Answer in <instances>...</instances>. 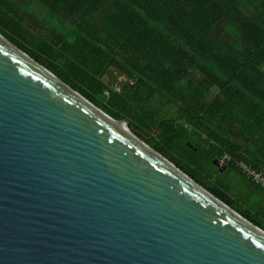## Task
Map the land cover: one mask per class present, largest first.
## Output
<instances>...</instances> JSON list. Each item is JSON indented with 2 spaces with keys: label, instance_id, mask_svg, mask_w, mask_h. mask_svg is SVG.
<instances>
[{
  "label": "water",
  "instance_id": "1",
  "mask_svg": "<svg viewBox=\"0 0 264 264\" xmlns=\"http://www.w3.org/2000/svg\"><path fill=\"white\" fill-rule=\"evenodd\" d=\"M0 264H264V228L0 33Z\"/></svg>",
  "mask_w": 264,
  "mask_h": 264
},
{
  "label": "trees",
  "instance_id": "2",
  "mask_svg": "<svg viewBox=\"0 0 264 264\" xmlns=\"http://www.w3.org/2000/svg\"><path fill=\"white\" fill-rule=\"evenodd\" d=\"M25 1L0 0L4 37L264 228V208L232 196L241 178L264 197L237 168L264 172V0ZM111 68L130 78L124 92Z\"/></svg>",
  "mask_w": 264,
  "mask_h": 264
},
{
  "label": "rangeland",
  "instance_id": "3",
  "mask_svg": "<svg viewBox=\"0 0 264 264\" xmlns=\"http://www.w3.org/2000/svg\"><path fill=\"white\" fill-rule=\"evenodd\" d=\"M17 2L21 5H24L26 1L25 0H17ZM34 4L35 5L31 6V8H34L36 5H38V7L36 6L39 9V13H36L37 17L40 18V17L45 16L47 13V10L45 9V7L42 5L36 4V3H34ZM38 9H36V10H38ZM113 85L117 86L116 84H113ZM121 86L122 85H120V88H121ZM246 187H248V186L244 183V180H242L241 178H238L236 186H234V190L232 191V196L237 200H246L250 196L252 198H249V199H251L254 207H257V204H258V207L263 209L264 208V199H263L264 197H262L260 195L261 193L254 192V193L247 194Z\"/></svg>",
  "mask_w": 264,
  "mask_h": 264
},
{
  "label": "built area",
  "instance_id": "4",
  "mask_svg": "<svg viewBox=\"0 0 264 264\" xmlns=\"http://www.w3.org/2000/svg\"><path fill=\"white\" fill-rule=\"evenodd\" d=\"M232 159L229 156H225L222 159L223 163H228ZM237 168L239 171L245 175L250 181H252L256 186L264 189V172L258 170L253 164L239 161L237 162Z\"/></svg>",
  "mask_w": 264,
  "mask_h": 264
},
{
  "label": "flooded vegetation",
  "instance_id": "5",
  "mask_svg": "<svg viewBox=\"0 0 264 264\" xmlns=\"http://www.w3.org/2000/svg\"><path fill=\"white\" fill-rule=\"evenodd\" d=\"M108 73V72H107ZM131 82V81H130ZM129 85V82H128V84H127V86ZM222 159L223 158H221V157H217V158H215V160H214V165L216 166V168H217V173H218V175L221 177V176H224V175H229V174H232L233 173V171H231L230 170V166L228 165V163H223L222 162ZM216 160H220L221 162H222V166H218L216 163H215V161ZM226 166H228V169L225 171V172H221V170H222V168H225ZM235 174V173H234Z\"/></svg>",
  "mask_w": 264,
  "mask_h": 264
},
{
  "label": "bare ground",
  "instance_id": "6",
  "mask_svg": "<svg viewBox=\"0 0 264 264\" xmlns=\"http://www.w3.org/2000/svg\"><path fill=\"white\" fill-rule=\"evenodd\" d=\"M120 126H121L123 129H125V128H126L124 124H121Z\"/></svg>",
  "mask_w": 264,
  "mask_h": 264
}]
</instances>
